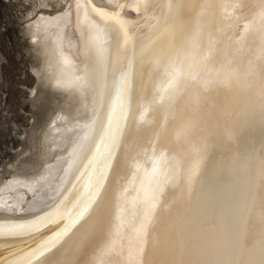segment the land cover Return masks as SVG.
<instances>
[{"label": "bare ground", "instance_id": "6f19581e", "mask_svg": "<svg viewBox=\"0 0 264 264\" xmlns=\"http://www.w3.org/2000/svg\"><path fill=\"white\" fill-rule=\"evenodd\" d=\"M21 19L62 99L37 171L0 183V264H264V0H31Z\"/></svg>", "mask_w": 264, "mask_h": 264}, {"label": "rangeland", "instance_id": "374dc122", "mask_svg": "<svg viewBox=\"0 0 264 264\" xmlns=\"http://www.w3.org/2000/svg\"><path fill=\"white\" fill-rule=\"evenodd\" d=\"M29 2L0 0V183L16 170L37 171L40 131L62 99L32 71L38 60L21 32Z\"/></svg>", "mask_w": 264, "mask_h": 264}]
</instances>
